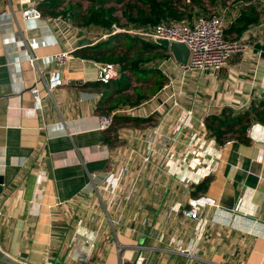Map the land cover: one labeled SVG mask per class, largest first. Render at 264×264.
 <instances>
[{"label":"crops","instance_id":"obj_1","mask_svg":"<svg viewBox=\"0 0 264 264\" xmlns=\"http://www.w3.org/2000/svg\"><path fill=\"white\" fill-rule=\"evenodd\" d=\"M69 1L88 0L63 5ZM261 15V24L242 36L249 50L219 71L182 79L171 56L155 62L169 81H182L180 103L145 99L104 113L118 94L99 80V61L77 51L84 38L93 45L108 34H80L82 26L67 38L45 21L27 23L19 0H0V250L24 264H264V133L256 130L264 116L253 118L243 136L228 133L221 143L205 126L209 115L224 110L237 115L264 109ZM61 51L71 53L61 69L64 84L50 93L56 65L42 57ZM31 53L41 56L36 67ZM34 89L43 100L41 111L34 110ZM125 92L136 98L134 90ZM188 111L193 115L184 126ZM106 117L108 128L102 126ZM195 132L200 144L189 145ZM190 147L195 153L189 158L206 157L212 164L203 181L185 171L196 185L177 174L181 166L169 168ZM121 169L116 192L102 184L94 189L92 173ZM200 196L216 204L204 209L210 221L196 244V221L183 211Z\"/></svg>","mask_w":264,"mask_h":264},{"label":"trees","instance_id":"obj_2","mask_svg":"<svg viewBox=\"0 0 264 264\" xmlns=\"http://www.w3.org/2000/svg\"><path fill=\"white\" fill-rule=\"evenodd\" d=\"M67 0H43L39 3V8L44 16L59 17L61 15L71 14L72 20H81L83 27L91 25L103 28L108 34L106 38L100 39L93 45L78 49L77 53L104 63H116L120 65V77L108 84L102 83L104 87L113 89L118 96L112 99L111 105L104 108L111 112L121 105L136 106L147 98L148 92L153 95L163 89L169 80L162 68L159 67L157 60H163L171 56L169 50L155 42L154 38L144 37L140 34L129 33L127 31H116L114 24L119 23L116 15L117 5H123V18L130 29H147L161 22L170 20H180L192 17L199 11H190L183 2L187 0H88L90 6L83 11L81 2H68ZM192 3L202 5L201 0H189ZM111 3V4H110ZM114 3V4H112ZM64 6L62 10L61 7ZM187 7V8H186ZM201 10L205 8L200 6ZM189 13V14H187ZM189 16V17H186ZM201 16V15H199ZM198 17V16H197ZM261 24V8L259 5H244L239 15L234 19L226 33L242 36L251 26ZM161 63V61H160ZM137 82L139 86H146L147 90L142 91L141 87L134 86ZM97 85L98 82L92 83ZM150 84L152 86H150ZM134 90L135 99L125 91ZM110 102L107 100L106 104ZM103 106H99L102 109ZM264 116V109H253V112L246 111L234 115L232 111L226 114L224 110L220 115H209L206 118V127L209 133L221 143L228 133L243 136L248 128V124L253 118ZM138 117H122V120H133ZM264 118V117H263ZM147 121L148 119L142 118ZM201 184V183H200ZM199 184V185H200Z\"/></svg>","mask_w":264,"mask_h":264},{"label":"built area","instance_id":"obj_3","mask_svg":"<svg viewBox=\"0 0 264 264\" xmlns=\"http://www.w3.org/2000/svg\"><path fill=\"white\" fill-rule=\"evenodd\" d=\"M19 1L23 18L27 23L45 21L48 24L54 25L57 31H64L66 35L67 31L63 28V25L65 27L71 26L74 31H78L77 28L73 27V20L70 13L54 18L50 16H44L38 6L39 3L43 0ZM259 2L264 16V0H259ZM61 9L63 10L64 6L61 7ZM225 29L226 26L223 17L221 15L212 14L207 16L201 15L193 20L183 18L175 22H161L157 25L141 30L130 28L127 29L124 27H116L115 30L140 34L144 37L149 38H166L170 41H180L186 43L190 49V59L187 65L179 64L171 55V58L176 63L177 67L181 70L183 76L182 79H184L186 74L190 72H198L203 74L209 69L219 71L228 64L229 60L233 56L246 53L249 50L250 45L248 42L238 39L237 37H229ZM70 55L71 53L69 52L61 51L49 55L48 57H42L46 60V65H50L51 63H55L56 65L47 83V88L50 93H52L55 88H58L64 84V80L61 75V69L65 65ZM39 59H41V56L35 55L33 53L29 55V60L35 67L38 65ZM83 61L86 60L83 59ZM96 65L102 73V76H100L99 78L102 83L108 84L120 76L119 64L98 62L96 63ZM170 83L172 84L173 81L171 80ZM34 98V110L41 111L43 109V100L38 89H34ZM192 115V111L187 112V117L183 119L184 126L189 125L188 122L191 120ZM111 123V119L109 117H106L103 119L102 126L104 128H108ZM256 130H258L260 133H264V125H260V127ZM193 135H195V133ZM197 137L198 136H196L195 139H198L197 142H199L200 138ZM253 138L255 139V137ZM201 143L207 144L204 140H202ZM213 143L215 142L213 141ZM229 143L230 142H228V144ZM205 159L206 157H204L203 159L197 157L187 162V159L183 158L182 160L179 159L178 161H173L171 167L169 168H173V164L176 167H178V165L181 166L182 168H179L182 170H179V173L177 174H184L185 179L181 177V179H183L184 181L186 179H189L186 176L187 172L185 171L190 170L192 171V173H194V171L197 173L201 172L199 178H201V181H203L212 173V164L209 162H205ZM211 160L213 159L211 158ZM192 161H195V163L192 164ZM124 170L125 169H121L117 173H92L91 180L93 182L94 189L99 184H102L103 186H110L111 190L113 192H116L119 189L121 181L124 177ZM215 204L216 202L213 198L208 196H200L190 199L187 208L183 211L185 217L196 221L194 227L195 237L197 241L196 244L200 243L202 238L205 236V232L210 221L207 217L202 216V213L205 208H207L208 206H214ZM94 237L96 238V235H94ZM93 242L94 241H92L91 243L92 247L94 246ZM179 249L183 253L191 254L190 249L181 247H179Z\"/></svg>","mask_w":264,"mask_h":264},{"label":"rangeland","instance_id":"obj_4","mask_svg":"<svg viewBox=\"0 0 264 264\" xmlns=\"http://www.w3.org/2000/svg\"><path fill=\"white\" fill-rule=\"evenodd\" d=\"M201 1L203 2L202 5L191 2L190 5H188V10H186V11L188 12V11L194 9V7L199 8L200 6H203L205 9L201 10V12H199L200 14L198 13L199 15H212V14L221 15L224 19L226 28L229 27L230 20L237 17L238 13L240 12V10L243 8L244 5H249V4H253V5H257V6L259 5V9L261 7L259 0H220V1H217V0H201ZM82 5H83V8L86 10L90 6V3H88V1H84ZM123 9H124L123 5H121V4L117 5L116 15L119 18V23L116 24L112 29H116V27L117 28L124 27L127 29L130 28V26L127 24L126 20L123 18V12H122ZM194 11H196V10L194 9ZM187 14H189V13H187ZM81 25H82L81 20L74 18L73 27L77 28L78 32H81V28L82 29L85 28L80 34H86L87 32H91V36L99 38L102 34H104L106 32V31H104L103 28H100V27H97L94 25H91L88 27L86 26L84 28ZM63 28L67 31V37H69L72 33H76L71 26L65 27L63 25ZM242 36L239 37L236 34H231V35L229 34V37H231V38L237 37L238 39L245 40L246 42L249 41L247 38H244ZM172 77H174V76L172 75ZM173 81H174V79H173ZM181 84H182V81H180V80L174 81L173 84H171L170 81L168 80L167 85L165 87H163L164 90L162 93L156 94L155 99H153L154 97H152L151 94H148L146 99L147 100L151 99V100H155V101L157 100V101H162V102H169V101H173V102L178 101L179 102L182 99V96L179 95L180 89H181ZM171 85H175V87H174V89H172V91L170 90ZM143 88L145 89V86H143ZM145 91H146V89H145ZM181 92H182V90H181ZM182 117L185 118V115ZM235 136L236 135H234V134L228 135V137H235ZM195 138H196V132H195V135H193V138L191 139L189 145L190 144L193 145V143L194 144L196 143L195 140H198V139H195ZM214 142L217 143L216 141H214ZM167 143H169L168 138L166 139V142H164V144H167ZM206 143H207V141H206ZM199 144H200V142H199ZM191 147L189 148L190 149L189 151H187V150L186 151L185 150L180 151L182 153L184 152L183 156H185V157H183V158L187 159L189 154L195 153V152H192ZM199 153H203V151H200ZM183 158H181V159H183ZM192 159L193 158L188 157L187 160L191 161ZM200 174H201V172L199 173V175ZM180 177L185 179L184 174H180ZM189 178H191L192 185H196L194 180L192 179V175L191 176L189 175Z\"/></svg>","mask_w":264,"mask_h":264},{"label":"water","instance_id":"obj_5","mask_svg":"<svg viewBox=\"0 0 264 264\" xmlns=\"http://www.w3.org/2000/svg\"><path fill=\"white\" fill-rule=\"evenodd\" d=\"M155 42L167 48L169 52L174 57L175 61L182 65H187L190 59V49L186 43L180 41H170L166 38H154ZM91 45V40L88 38H84L80 42V47H85ZM102 76V73H100ZM0 176V183H1ZM0 264H24L18 259L11 257L8 254H5L2 250H0Z\"/></svg>","mask_w":264,"mask_h":264}]
</instances>
